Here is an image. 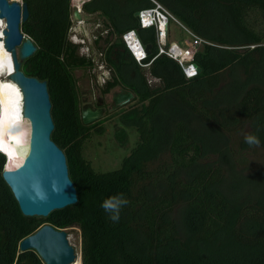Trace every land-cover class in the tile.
Returning <instances> with one entry per match:
<instances>
[{
    "label": "trees",
    "instance_id": "obj_1",
    "mask_svg": "<svg viewBox=\"0 0 264 264\" xmlns=\"http://www.w3.org/2000/svg\"><path fill=\"white\" fill-rule=\"evenodd\" d=\"M97 1L84 3L83 9L88 14L102 10L92 6ZM157 1L211 44L195 57L201 72L194 79H186L178 63L165 56L144 70L130 57L121 37L138 29L143 43L152 46L148 61L157 54L155 31L139 29L135 18L136 12L152 3L105 2L104 14L118 30L120 41L110 43L113 32L107 25L94 41L116 72L111 73L103 93L117 87V72L125 77L122 68L131 66L139 82L127 89L134 94L133 100L148 104L135 119L139 140L121 168L98 172L83 153L92 126L83 124L72 74L75 69L94 68L95 62L81 55V45L68 38L73 21L71 0H23L29 18L22 32L38 47L23 71L48 82L55 124L52 140L66 155L78 202L47 218L25 217L2 177L7 159L0 153V264H44L35 251H19L20 242L44 225L80 230L81 264H264V167L253 178L242 179L257 191L256 196L229 198L219 189L226 169L211 158V154H223L225 148L204 145L188 124L196 118L222 131L232 124L248 125V134L258 136L264 149V0ZM215 10L228 16L240 39L228 41L206 31ZM103 40L110 44L106 51L99 48ZM238 70L246 74V81L234 75L223 84L227 71ZM148 75L161 84L149 87ZM233 84L242 88L240 99L216 112L214 98ZM250 148L244 141V149ZM120 194L129 203L122 207L119 221L113 222L101 204Z\"/></svg>",
    "mask_w": 264,
    "mask_h": 264
},
{
    "label": "rangeland",
    "instance_id": "obj_2",
    "mask_svg": "<svg viewBox=\"0 0 264 264\" xmlns=\"http://www.w3.org/2000/svg\"><path fill=\"white\" fill-rule=\"evenodd\" d=\"M91 1L93 0H71L72 12L74 13L78 8L81 10L84 3H90ZM106 1L107 0H98L92 5L93 7H100L102 10H98L93 14L83 12V15H89L91 18L84 21L82 25L72 17V29L68 38L73 44L79 43L82 47L83 43H81V40H83L84 32H86L90 46H94V37L100 34V31H102L101 29H104V25H107L111 29V32H113L109 37L110 43H118L120 41L118 30L113 26L112 20L104 14V10L108 7V4H105ZM96 26L98 29L93 30L94 33L90 34L92 32L87 28H95ZM170 30L172 40L178 43L185 42L187 46L192 44V38H190L178 25L171 23ZM206 31L210 33L212 37H223L228 41L240 39V35L233 30L228 16L222 10H215L213 12L211 22L206 26ZM76 33L80 40L75 37ZM105 37L106 34H103L102 38ZM207 42L210 43L209 41ZM109 45L110 44L107 45V43H104L103 40L100 41L99 48L101 47V50L106 51ZM214 46L223 48L217 44H214ZM80 53H82V49H80ZM109 68L112 70V73H116L115 67L109 65ZM93 70L94 68L86 67L72 71L76 81L81 108L89 104L90 101L89 96L92 91V83L95 77ZM122 70L126 76L121 77L119 76V72H117L118 80L120 81L119 86L106 96L101 95L100 91L98 92L100 98L106 100V105L104 106L105 114L101 119L90 124V126H92V136L84 144V156L98 172H109L121 168L124 158L131 154L139 140V133L137 130L138 123L135 119L143 113L144 106L148 104V102L141 103L139 99H136L119 109H113L112 97L117 93L129 91L127 88L130 84L139 82L134 67L127 66L122 68ZM238 71L236 73L227 71L223 84L226 83V81H231L234 75H239L241 80L246 81V74L242 71ZM261 73L262 71H259L258 75H261ZM147 81L149 87H156L161 84L160 79L150 75H148ZM241 89L242 88H239V86H235V84L225 89L219 96L214 98L212 104L214 110L220 113V110L226 108L230 102L239 100ZM171 103L172 99L169 96L168 104ZM229 113H232V111H229ZM188 124L195 138L204 143V145L207 146L208 143L209 145L211 143L213 146L217 145L220 149L223 147L225 148V152L221 155L218 153H215V155L211 154V158L215 160L218 159L226 169L225 181L219 189L232 199H242L244 197L253 198L256 196L257 191L254 192L250 188V185H244L242 179L248 180L253 178L256 174L255 172L264 167V149L261 145L259 147L253 146L250 149H244V137L250 131L248 125L236 126L232 124L228 130L222 131L219 129H210L196 118L190 119ZM66 231L69 243L75 249L77 264H81L80 230L78 228H70Z\"/></svg>",
    "mask_w": 264,
    "mask_h": 264
},
{
    "label": "water",
    "instance_id": "obj_3",
    "mask_svg": "<svg viewBox=\"0 0 264 264\" xmlns=\"http://www.w3.org/2000/svg\"><path fill=\"white\" fill-rule=\"evenodd\" d=\"M73 17L78 23L91 18L83 15L79 9L74 11ZM28 18L26 3L21 5L15 1L0 0V20L5 22L0 38L4 49L11 55L14 69L8 80L21 91L22 118L30 127L27 156L19 166L12 169L7 168V160L2 177L25 217L47 218L55 211L76 205L78 195L69 176L66 155L52 140L55 124L48 82L28 76L23 71L24 63L38 51L35 42L22 32L21 26ZM135 18L138 19V12ZM151 49V45L146 46L148 55ZM198 72H201L200 68ZM134 98L131 91L120 93L114 99L113 109H119ZM81 110L84 125L96 122L105 114V110L100 107L93 109L83 106ZM19 251H35L44 264H74L77 261L67 231L57 230L52 225H44L23 239Z\"/></svg>",
    "mask_w": 264,
    "mask_h": 264
},
{
    "label": "built area",
    "instance_id": "obj_4",
    "mask_svg": "<svg viewBox=\"0 0 264 264\" xmlns=\"http://www.w3.org/2000/svg\"><path fill=\"white\" fill-rule=\"evenodd\" d=\"M22 1L23 0L20 1L21 5L23 3ZM149 1L152 3L151 7L138 11L137 25L139 29H153L155 31L156 46L158 49L157 54L148 61L151 54L148 55L146 45L140 38L139 30L132 29L125 32L121 37L130 57L141 68L148 69L158 57L165 56L178 63L186 79L190 80L196 78L199 75V66L195 62V57L205 45H210V43L189 30L162 3L157 0ZM171 23L178 25L190 38H192L193 42L191 45L187 46L185 42L178 43L172 40L170 30ZM103 34H107V31ZM75 37L78 39L77 33ZM96 39L97 35H95L94 41ZM81 43H83L81 47L82 54L86 57L94 58L95 67L93 74L98 78V84L104 86L106 82L111 79L112 73V70L106 63L105 53L97 50L94 46H90L88 38L84 37ZM251 47L254 48V46Z\"/></svg>",
    "mask_w": 264,
    "mask_h": 264
},
{
    "label": "bare ground",
    "instance_id": "obj_5",
    "mask_svg": "<svg viewBox=\"0 0 264 264\" xmlns=\"http://www.w3.org/2000/svg\"><path fill=\"white\" fill-rule=\"evenodd\" d=\"M12 1L20 3L21 0ZM0 22V37H2L1 31L5 28V22L1 20ZM82 24L83 22H80V25ZM13 72L11 55L4 49L0 38V107L2 110L0 151L9 154L8 169L15 168L23 162L28 154L30 137L29 124L22 118L21 91L15 83L8 80ZM74 264H77V261Z\"/></svg>",
    "mask_w": 264,
    "mask_h": 264
},
{
    "label": "clouds",
    "instance_id": "obj_6",
    "mask_svg": "<svg viewBox=\"0 0 264 264\" xmlns=\"http://www.w3.org/2000/svg\"><path fill=\"white\" fill-rule=\"evenodd\" d=\"M2 119V118H1ZM245 143L250 147H259L260 139L258 136L254 134H246L244 137ZM6 157V156H5ZM8 160V158L6 157ZM129 201L123 197L122 194L109 197L105 201L102 202L101 207L104 211L109 214V219L113 222H118L120 219V212L122 207L128 205Z\"/></svg>",
    "mask_w": 264,
    "mask_h": 264
},
{
    "label": "flooded vegetation",
    "instance_id": "obj_7",
    "mask_svg": "<svg viewBox=\"0 0 264 264\" xmlns=\"http://www.w3.org/2000/svg\"><path fill=\"white\" fill-rule=\"evenodd\" d=\"M82 11L83 12H85V13H87L84 9H82ZM98 27L100 28V25L98 24ZM96 28V29H95ZM95 28H87L88 30H91V32L92 33H90V34H93L94 32H93V30H97L98 28H97V26L95 27ZM92 36V35H91ZM84 37L85 38H88V36L86 35V32H84ZM89 37H90V35H89ZM81 55H83L82 53H80ZM94 81H93V87H92V91H91V94H90V96H89V104H86V105H84V106H87V107H91V108H93V109H97V108H102L103 110H105L104 109V106L106 105V100H104V99H102V98H100V96L98 95V92L100 91L101 92V95H103V96H106V95H108L109 93H107V94H105V93H103V89H104V87H105V85L104 86H101V85H99L98 84V78L97 77H94V79H93ZM119 86V85H118ZM116 88V87H115ZM114 88V89H115ZM124 92H126V91H124ZM123 93V92H122ZM120 93H117L116 95H114V97H112V104H113V108L115 107V103H114V99H115V97L117 96V95H119ZM92 104H94V105H92ZM100 104V105H99ZM82 109V108H81ZM82 111V110H81Z\"/></svg>",
    "mask_w": 264,
    "mask_h": 264
},
{
    "label": "snow or ice",
    "instance_id": "obj_8",
    "mask_svg": "<svg viewBox=\"0 0 264 264\" xmlns=\"http://www.w3.org/2000/svg\"><path fill=\"white\" fill-rule=\"evenodd\" d=\"M0 111H2V110H0Z\"/></svg>",
    "mask_w": 264,
    "mask_h": 264
}]
</instances>
